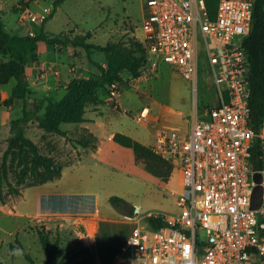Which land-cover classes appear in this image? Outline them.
<instances>
[{
  "label": "rangeland",
  "instance_id": "1",
  "mask_svg": "<svg viewBox=\"0 0 264 264\" xmlns=\"http://www.w3.org/2000/svg\"><path fill=\"white\" fill-rule=\"evenodd\" d=\"M54 2L32 0L31 6L23 10L22 0H0L5 29L31 36L41 31L52 36L64 33L70 38L82 37L90 31L92 37L88 41L101 45L119 42L129 46L132 38L140 41L145 38V10L141 0H65L47 21L22 19L25 10L34 15H39L46 7L53 11ZM32 30L34 34H30ZM36 53L38 61L30 60L25 75L32 90L27 108L38 116L44 114L49 100L63 98L72 78L99 76V65L107 68L106 53L97 50L87 52L62 43H39ZM150 57L151 62L156 60L152 54ZM200 68L196 99L200 104L212 105L209 103L215 98V87L204 55L200 56ZM157 69L155 75L150 65L145 64L138 78L124 72L122 82L117 83L120 94L115 97L110 87H100L99 123L91 119H88L91 126L87 122L63 123L61 129L66 130L68 136L46 131L35 115L26 123L25 134L43 153L53 156L63 171L61 177L46 183L19 186L21 194L15 196L7 193L8 186L3 180L7 202L0 200L1 262L32 264L26 257L28 254L35 264H47V253L37 230L44 228L51 231V244L58 236L61 238L54 264L85 245L90 250L76 256L75 262L66 264H102V258L108 260L123 246L139 220L147 222L148 212L179 211L174 192L183 189L180 167L172 169L169 179L163 180L148 171L143 161L136 160L133 149L110 137L112 133L123 132L152 146L156 135L165 127L185 129L188 125L195 99L190 83L163 61L159 60ZM15 84V78L0 84V166L12 135L11 120L23 116L21 100L15 99L11 106L4 103L12 96ZM93 108L89 107L90 113ZM85 126L98 137L101 150L84 148L76 142L89 133ZM9 180L17 185L15 168ZM112 196L121 197L128 207L112 203ZM130 208L139 211L131 214ZM115 217L125 222L118 230L109 224L95 228V223L89 219ZM119 237L125 239L114 251Z\"/></svg>",
  "mask_w": 264,
  "mask_h": 264
},
{
  "label": "built area",
  "instance_id": "2",
  "mask_svg": "<svg viewBox=\"0 0 264 264\" xmlns=\"http://www.w3.org/2000/svg\"><path fill=\"white\" fill-rule=\"evenodd\" d=\"M141 1L148 65L157 75L163 61L188 81L194 109L185 129L165 127L151 146L182 171L183 189L174 192L179 211L148 212L147 222H137L110 264H264V122L259 130L250 124V66L243 45L253 27L254 0H219L214 19L206 0ZM23 13L22 19L44 22L52 10ZM201 55L214 81L212 105L196 99ZM110 91L119 95L118 84ZM256 143L263 153L259 168ZM257 171L263 196L254 208ZM149 217H163L166 224L152 227Z\"/></svg>",
  "mask_w": 264,
  "mask_h": 264
},
{
  "label": "trees",
  "instance_id": "3",
  "mask_svg": "<svg viewBox=\"0 0 264 264\" xmlns=\"http://www.w3.org/2000/svg\"><path fill=\"white\" fill-rule=\"evenodd\" d=\"M65 0H55L51 18L57 8ZM32 0H22L23 10L31 6ZM207 8L211 18H215L219 0H206ZM0 9V84H6L12 78L16 79L13 93L10 98L5 99L6 106L13 105L15 99L23 103V116L11 120V136L8 145L2 155L0 166V200L6 203V194L11 196L20 195L19 186H34L46 183L61 177L63 167L53 156L43 153L38 144L25 134V126L36 116L40 125L49 132L68 136L67 131L61 129L63 123H84L87 121L85 115L89 105H98L101 99L98 95L100 87L123 80V73L128 72L132 77L138 78L141 69L149 63V52L145 42L132 38L130 45L119 42H110L105 45L95 44L88 41L92 33L87 31L82 37L70 38L64 33L49 35L41 31L35 36L11 34L5 29ZM58 44L72 45L83 48L87 52L97 50L107 55V68L99 65L101 75L89 74L87 77H74L66 86V94L59 101L49 100L44 114L38 116L36 112L27 108L28 96L32 93L31 87L21 78V68L33 60L38 61L36 45ZM244 48L250 66L249 87L251 90L249 105L251 108L250 124L259 130L264 122V0H254L253 27L250 34L244 40ZM110 91V90H109ZM113 140L122 146L133 149L137 161H143L148 171L154 175L168 180L175 164L156 154L151 146H148L134 137L123 132H116ZM76 142L82 147L96 148V137L89 133L85 137L77 139ZM262 150L258 143L254 147V163L259 168L262 161ZM15 168L17 173V185L9 180V174ZM3 180L6 181L8 191L3 192ZM110 201L116 205L128 207L124 200L118 196H112ZM131 214L135 208H130ZM148 222L152 227L158 228L166 224L163 217H149ZM43 249L47 253V264H54L56 254L61 244L58 236L51 244V231L37 229ZM89 247L73 250L68 258H64L59 264L75 262V257L89 251ZM28 260L35 264L32 258L26 254ZM0 264H8L0 261Z\"/></svg>",
  "mask_w": 264,
  "mask_h": 264
},
{
  "label": "crops",
  "instance_id": "4",
  "mask_svg": "<svg viewBox=\"0 0 264 264\" xmlns=\"http://www.w3.org/2000/svg\"><path fill=\"white\" fill-rule=\"evenodd\" d=\"M0 9H1V7H0ZM10 33V32H9ZM11 34H13V33H11ZM214 98V97H213ZM216 98H214L213 99V103H216ZM90 106H92V107H94L92 110L93 111H91V113L89 112V107ZM98 106H100V105H89L88 107H87V112L89 113V116L87 117L86 115H85V117H86V119H87V121H85V122H87L89 125H90V123L88 122V119H91V120H95L97 123H99V121H98V119H97V115H100L99 114V111H97L98 110ZM193 109H194V106H193V104H192V109H191V112L193 111ZM87 112H86V114H87ZM84 122V123H85ZM91 126V125H90ZM85 129H87L88 130V132L89 133H91V134H93L95 137H96V148L95 149H93V150H97V151H99V150H101V147H100V145H99V143H98V137L95 135V133H93L90 129H89V127L88 126H85ZM89 133H87V134H89ZM114 134L115 133H112L111 135H110V137H112V139H113V136H114ZM85 148V147H84ZM89 219H91L94 223H95V228H96V225H97V228H102L103 226H107L108 224H109V226H111V227H113L115 230H118L117 228L119 227V225H122V224H125V222H124V219H117L116 217L115 218H110V219H98V218H89ZM136 224V223H135ZM134 224V225H135ZM90 235H92V234H90ZM89 235V236H90ZM124 239H125V237H119L118 238V240H117V243L114 245V247H113V249H114V251L123 243V241H124ZM90 242H91V244H93V241H92V239H91V237H90ZM89 242V243H90ZM85 247H87V245H85ZM116 254V253H115ZM114 254V255H115ZM114 257V256H113ZM112 256H111V258H109L108 260H105V257L104 258H102L101 259V263L102 264H110V262L112 261V258H113Z\"/></svg>",
  "mask_w": 264,
  "mask_h": 264
},
{
  "label": "water",
  "instance_id": "5",
  "mask_svg": "<svg viewBox=\"0 0 264 264\" xmlns=\"http://www.w3.org/2000/svg\"><path fill=\"white\" fill-rule=\"evenodd\" d=\"M21 73H22L21 75L22 80L25 82V84H28V81L26 80V75H25V67L21 68ZM254 178L256 182L258 183V185L254 189L252 206L254 208H258L261 205L262 196H263V187L260 184L262 181V174L259 171H257L254 174ZM135 211L138 212L139 209L136 208Z\"/></svg>",
  "mask_w": 264,
  "mask_h": 264
}]
</instances>
